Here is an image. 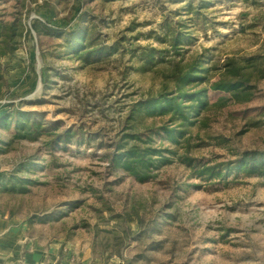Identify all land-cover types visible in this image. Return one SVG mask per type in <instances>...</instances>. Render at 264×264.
Returning a JSON list of instances; mask_svg holds the SVG:
<instances>
[{
  "label": "rangeland",
  "instance_id": "rangeland-1",
  "mask_svg": "<svg viewBox=\"0 0 264 264\" xmlns=\"http://www.w3.org/2000/svg\"><path fill=\"white\" fill-rule=\"evenodd\" d=\"M28 1L32 11L24 16L22 44L1 59L0 115L19 108L57 127L54 133L77 134L68 147L52 149L43 137L13 140L15 130L1 118L0 175L33 159L19 177L40 184L25 194L0 186V216L15 228L29 227V238L46 247H63L73 264H264L263 180L242 174L225 183L201 180L174 158L141 183L106 158L133 125L131 106L169 93L175 66L195 60L218 70L200 85L208 88L213 108L204 115L206 127L188 132L190 154L216 165L264 151V79L254 77L255 96L245 102L240 88L221 86L219 74L228 58L245 64L264 56V0H84L88 13L81 29L93 32L80 54L69 49L66 35L77 22L78 0ZM14 5L0 0V20H11ZM35 22L63 30L37 35ZM95 48L93 56L83 57ZM147 48L154 50L153 62L141 68ZM168 118L142 113L136 123L159 126ZM146 137L171 146L153 132ZM132 207L147 227L141 238L118 248L114 218L131 214ZM126 224L138 229L135 222Z\"/></svg>",
  "mask_w": 264,
  "mask_h": 264
},
{
  "label": "trees",
  "instance_id": "trees-1",
  "mask_svg": "<svg viewBox=\"0 0 264 264\" xmlns=\"http://www.w3.org/2000/svg\"><path fill=\"white\" fill-rule=\"evenodd\" d=\"M86 3L84 0H78L75 7L76 15L74 16L77 22H75L74 28L66 31L69 49L79 54L88 47L87 38L93 32L90 28L84 31L81 29L88 13L86 9L84 10ZM31 11L28 0H15L13 12L10 13L11 20H0V80L4 78L2 75L4 65L1 64V59L6 56H14L18 46L22 44V39L25 36L24 16L25 18L28 17ZM33 27L37 35L55 36L63 30L60 27H51L46 22H35ZM65 27H68L67 24ZM178 39V36L173 39L172 46L174 49L177 48ZM147 49L148 53L145 54L144 66L141 68H145L153 62L152 52L154 50L152 48ZM96 50L97 48L90 49L85 55H82L84 58L93 56ZM246 62L240 64L238 60L228 58L224 63V70L222 69L223 71H220L219 74L222 87L240 88L242 99L248 102L253 100L257 89V84L253 83L254 77L257 75V79H264V56L257 55L246 60ZM211 70H218L217 64L207 69L198 60L184 67L176 65L173 73L168 76L172 83V90L169 93L161 92L134 103L131 106L128 119L135 123L133 122L128 132L124 130L123 136L113 142L110 151L107 153L106 158L112 168H120L129 176L144 183L152 178L155 172L173 163L174 158H176L189 168L197 179L218 178L225 183L230 175L242 174L245 177H256L264 182V151H246L234 160L216 165L203 163L190 154L192 135L187 136V134L198 124L206 127L204 115L213 108L208 100V88L200 87L208 79L207 73ZM166 87L167 85H165ZM142 113L151 118H169L162 125L146 127L142 123H136L139 122L137 118ZM36 116V113L21 111L19 108L13 107L3 109L0 120L2 117L9 119L10 126L15 130L12 135L13 140H37L43 137L44 144L52 149L63 145L68 147L71 144V138L77 134L76 132L68 129L54 133L57 127H53L47 121L34 119ZM148 132H153L155 136L165 137L171 146H156L152 137H146ZM50 137L52 138L50 139ZM8 144H11V141ZM178 146L183 148L184 153H178V149L175 148ZM33 164V159H29L21 163L12 172L2 173L0 186L18 194L28 193L30 187L40 183L37 179L28 176L19 177V174L22 168H29ZM131 209V214L113 217L117 220L119 228H117L119 232L117 235L118 248L126 247L132 238H138L139 233H142L147 227L145 220L136 208L132 207ZM166 216L173 218V215L169 213ZM39 221L42 222L44 219H39ZM127 222H135L138 229L133 230L126 224ZM117 253L121 256V249Z\"/></svg>",
  "mask_w": 264,
  "mask_h": 264
},
{
  "label": "crops",
  "instance_id": "crops-1",
  "mask_svg": "<svg viewBox=\"0 0 264 264\" xmlns=\"http://www.w3.org/2000/svg\"><path fill=\"white\" fill-rule=\"evenodd\" d=\"M27 228H15L12 221L0 216V264H73L63 254L66 249L46 247L29 238Z\"/></svg>",
  "mask_w": 264,
  "mask_h": 264
}]
</instances>
